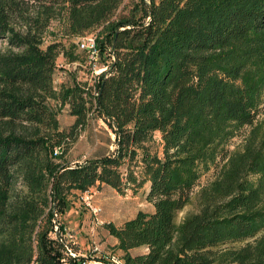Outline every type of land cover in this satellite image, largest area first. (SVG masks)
<instances>
[{"label": "trees", "instance_id": "16d2710c", "mask_svg": "<svg viewBox=\"0 0 264 264\" xmlns=\"http://www.w3.org/2000/svg\"><path fill=\"white\" fill-rule=\"evenodd\" d=\"M93 31L106 70L55 87L63 40ZM0 42V264H82L63 238L70 198L143 185L153 211L104 225L121 264H264V0H0ZM90 117L113 139L70 163Z\"/></svg>", "mask_w": 264, "mask_h": 264}, {"label": "rangeland", "instance_id": "374dc122", "mask_svg": "<svg viewBox=\"0 0 264 264\" xmlns=\"http://www.w3.org/2000/svg\"><path fill=\"white\" fill-rule=\"evenodd\" d=\"M48 30L57 33V21H52ZM96 33L97 31H93L90 34L95 36ZM52 39H54L53 36H46V43ZM78 39L63 40L67 56L59 55L56 59L55 87L66 81L65 76L72 71H75L78 79L93 83L96 73L99 72V69L105 63L104 57L99 55V49L97 57L91 58L85 49L79 47ZM4 47L5 44L0 42V48ZM58 122L60 130H68L73 124L74 117L69 115L67 107L63 108L58 115ZM262 122H264V100L256 120V123ZM247 131L248 128H243L239 136L231 140L228 145L230 151L241 149L243 135ZM108 139L112 140L113 135L106 125L100 119L90 117L87 126L79 133L75 142L70 145L65 159L73 163L101 155L106 152ZM214 176V168L202 175L198 186L191 193L190 203L177 214V223H180L186 215L198 211L197 195L199 190L210 182ZM88 192L92 204L100 208L96 218L102 224L98 225L96 223L95 217L83 204L82 197H85V195L77 193L70 198L69 209L60 217L64 227L63 238H66L67 241L76 247L78 255L86 258L87 264H121L122 252L116 249V240L108 234L104 225L111 223L115 227H120L125 221L134 217L138 211L152 212V205L146 201L147 185H143L137 190L124 188L121 192L108 186H100V188H91ZM94 247H97L98 251L94 252ZM145 252L144 248H139L131 250L130 253L138 255Z\"/></svg>", "mask_w": 264, "mask_h": 264}, {"label": "built area", "instance_id": "2783aa9c", "mask_svg": "<svg viewBox=\"0 0 264 264\" xmlns=\"http://www.w3.org/2000/svg\"><path fill=\"white\" fill-rule=\"evenodd\" d=\"M78 45H79L80 48L85 49L89 53L91 58L97 57L98 49L96 47V42H95V36L94 35L89 34V35H85L84 37L79 38L78 39ZM105 70H106V67L103 65L99 69V72L96 73V74L99 75L101 72H103ZM83 194L85 195V197H82L83 204L89 209L90 213L95 217L96 223L98 225L102 224L101 221H99L96 218L98 216L99 212H100V208L97 207L96 205L92 204L91 197L89 196V192L88 191L83 193ZM56 229H57V227L55 228V230ZM66 249H67L68 253L72 257L76 256V254L72 253L68 248H66ZM93 251L94 252L98 251V248L94 247ZM82 264H87V261H84Z\"/></svg>", "mask_w": 264, "mask_h": 264}]
</instances>
